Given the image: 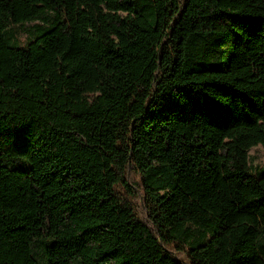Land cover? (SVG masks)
Wrapping results in <instances>:
<instances>
[{
  "label": "trees",
  "instance_id": "1",
  "mask_svg": "<svg viewBox=\"0 0 264 264\" xmlns=\"http://www.w3.org/2000/svg\"><path fill=\"white\" fill-rule=\"evenodd\" d=\"M256 145L264 0H0V264H264Z\"/></svg>",
  "mask_w": 264,
  "mask_h": 264
},
{
  "label": "rangeland",
  "instance_id": "2",
  "mask_svg": "<svg viewBox=\"0 0 264 264\" xmlns=\"http://www.w3.org/2000/svg\"><path fill=\"white\" fill-rule=\"evenodd\" d=\"M38 24L39 20L30 18L8 27L6 32L7 44L14 48L25 46L28 40L33 39L41 32ZM248 155L251 161V173L253 175L261 173L264 169V148L261 145L253 146L248 151Z\"/></svg>",
  "mask_w": 264,
  "mask_h": 264
}]
</instances>
